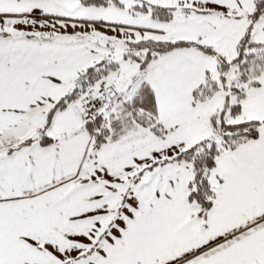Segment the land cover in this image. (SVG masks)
I'll return each instance as SVG.
<instances>
[{
	"label": "snow or ice",
	"instance_id": "snow-or-ice-1",
	"mask_svg": "<svg viewBox=\"0 0 264 264\" xmlns=\"http://www.w3.org/2000/svg\"><path fill=\"white\" fill-rule=\"evenodd\" d=\"M0 264H264V0H0Z\"/></svg>",
	"mask_w": 264,
	"mask_h": 264
}]
</instances>
